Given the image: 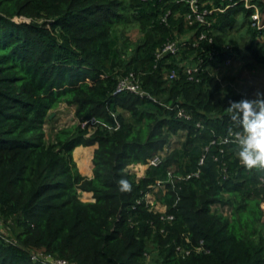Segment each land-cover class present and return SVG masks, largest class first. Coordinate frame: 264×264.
<instances>
[{
    "label": "trees",
    "instance_id": "1",
    "mask_svg": "<svg viewBox=\"0 0 264 264\" xmlns=\"http://www.w3.org/2000/svg\"><path fill=\"white\" fill-rule=\"evenodd\" d=\"M189 1L0 0V264H264V168L238 159L228 104L245 96L219 70L264 68L247 6L264 22V0H195L204 24ZM129 72L145 94L115 92ZM61 103L75 121L47 135ZM93 144L86 177L72 153Z\"/></svg>",
    "mask_w": 264,
    "mask_h": 264
},
{
    "label": "clouds",
    "instance_id": "2",
    "mask_svg": "<svg viewBox=\"0 0 264 264\" xmlns=\"http://www.w3.org/2000/svg\"><path fill=\"white\" fill-rule=\"evenodd\" d=\"M228 110L240 129L235 134L240 163L249 169L264 168V90L257 89L251 98L231 100Z\"/></svg>",
    "mask_w": 264,
    "mask_h": 264
},
{
    "label": "rangeland",
    "instance_id": "3",
    "mask_svg": "<svg viewBox=\"0 0 264 264\" xmlns=\"http://www.w3.org/2000/svg\"><path fill=\"white\" fill-rule=\"evenodd\" d=\"M18 19V18H16ZM253 22V21H252ZM127 36V37H126ZM124 37L128 38L130 41L134 42L137 41L139 38V32L136 27L128 28L124 31ZM219 70L220 75L224 76V74H228L229 78L227 80H223L222 83L230 82L232 83L235 88L242 92L245 97L251 98L254 96V93L257 89L264 90V68H256V69H249L246 67L242 62H233L219 64ZM229 80V81H228ZM60 117L57 120L56 124H51L46 127L47 135H49L52 132V128L55 125L56 127H61L65 125L72 124L75 119H73V116L71 114V107L63 106L60 107ZM51 130V132H49ZM49 133V134H48ZM176 140L171 141V143L175 142ZM76 152V151H75ZM77 162V161H76ZM78 170L82 173H88L89 168H82L80 165H78V162L76 163ZM87 169V170H86ZM130 169V167H129ZM155 194L151 193V191L147 192L145 195V199L148 202H153L154 198H152ZM80 198L83 201L87 200V197L80 194ZM153 210L161 211L163 212L164 209L159 204H151L149 203ZM222 211L227 212L226 207L221 208ZM151 261L149 257L146 258V264H150Z\"/></svg>",
    "mask_w": 264,
    "mask_h": 264
},
{
    "label": "built area",
    "instance_id": "4",
    "mask_svg": "<svg viewBox=\"0 0 264 264\" xmlns=\"http://www.w3.org/2000/svg\"><path fill=\"white\" fill-rule=\"evenodd\" d=\"M190 5H191V10H192V16H193V20L199 22L200 24H204L206 23V20L204 18V14L206 13V10H203L202 12H199L198 7L196 5L195 0H190L189 1ZM250 7L254 8V12L251 14V19H252V24L255 25L258 28H264V22L260 21V16H259V11L257 9V7L255 5H248ZM187 17L189 18L190 16L187 15ZM208 23V22H207ZM204 34L201 33L199 35V38H203ZM178 50V41L177 40H173L170 41L168 43H166L156 54L157 57H160L163 53L166 52H170V53H175ZM198 71V66L196 64L193 65H187L186 66V73L188 74V79H193V76L195 74V72ZM176 76V73L174 70H170L168 73L164 74V78L166 79H173ZM124 90H128L131 91L133 93L139 94L140 96L145 94V92L143 91V89L140 86V81L139 78L136 74H134L133 72H129L128 74L120 77V79L118 80V84L116 86L115 92H121ZM179 116H184V114H182V112L178 113ZM94 120L92 119V122ZM80 126L83 128L85 126H87L88 130L91 132L93 127L92 125L88 124L86 125V121H82L79 123ZM234 141H235V134L232 135ZM229 140L228 137L223 138L222 142H227ZM161 161L159 156H154L152 158H149L147 160V165H157L159 164V162ZM264 182V180H263ZM146 203H151L152 202H148L146 200ZM185 253H188V250H185ZM39 256H41V254H39ZM35 257V256H33ZM44 260H49V258L47 256H43ZM52 264H66V262L64 260H55L51 262Z\"/></svg>",
    "mask_w": 264,
    "mask_h": 264
},
{
    "label": "crops",
    "instance_id": "5",
    "mask_svg": "<svg viewBox=\"0 0 264 264\" xmlns=\"http://www.w3.org/2000/svg\"><path fill=\"white\" fill-rule=\"evenodd\" d=\"M63 106H67L65 103H61L60 105H59V107L57 108V109H55V110H53L52 111V113H53V115L52 116H55L56 118H55V120H54V124H56V122H57V120L59 119V117H60V112H58V111H60V107H63ZM69 107H71V114H72V116H73V110H74V108H73V106H69ZM73 119H74V117H73ZM75 121V120H74ZM96 146H97V144H93V145H89V146H82V145H79V146H77V147H75V149L73 150V153H72V155H73V158H74V160H75V162L77 161L78 162V157L76 156V154H75V151L76 150H79V151H81V152H84V153H86V155H87V159H88V162H89V166H83L84 168H89V172L88 173H85V174H82L81 172V174L82 175H85L86 177H91L92 176V167H93V164H92V156H93V151H94V149L96 148ZM76 162V163H77ZM78 165H79V162H78ZM91 165V166H90ZM143 165V166H142ZM81 166V165H80ZM81 166V167H82ZM129 167H130V169H129ZM147 167H148V165H147V163L146 164H141V163H137V164H130L128 167H127V169L130 171V172H134L135 174H136V177L137 178H140V177H142L143 175H144V173H145V171H146V169H147ZM140 168V169H139ZM140 171V172H139ZM157 190V187H153V190L151 191V193L153 194L155 191ZM81 194L82 195H84L85 197H87V200L86 201H92L93 200V198H92V193L91 192H81ZM152 198H154V196L152 197ZM157 204H159L160 206H162L163 207V209H165V207H164V205H162L161 203H157Z\"/></svg>",
    "mask_w": 264,
    "mask_h": 264
},
{
    "label": "bare ground",
    "instance_id": "6",
    "mask_svg": "<svg viewBox=\"0 0 264 264\" xmlns=\"http://www.w3.org/2000/svg\"><path fill=\"white\" fill-rule=\"evenodd\" d=\"M75 154H76V156L79 158L78 159V162H79V165H83V166H89V162H88V159H87V155H86V153H84V152H81V151H79V150H76V152H75ZM132 165V164H131ZM83 166H82V168H83ZM91 166V165H90ZM143 166V165H142ZM140 169V168H139ZM87 170V169H86ZM140 172V171H139Z\"/></svg>",
    "mask_w": 264,
    "mask_h": 264
},
{
    "label": "water",
    "instance_id": "7",
    "mask_svg": "<svg viewBox=\"0 0 264 264\" xmlns=\"http://www.w3.org/2000/svg\"><path fill=\"white\" fill-rule=\"evenodd\" d=\"M52 115H53V113L50 114V116H52Z\"/></svg>",
    "mask_w": 264,
    "mask_h": 264
}]
</instances>
